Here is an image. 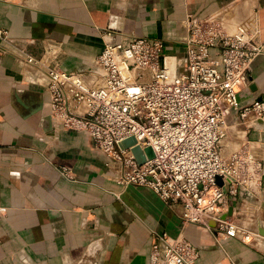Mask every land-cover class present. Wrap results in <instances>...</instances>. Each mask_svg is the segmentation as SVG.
<instances>
[{
	"label": "crops",
	"instance_id": "obj_1",
	"mask_svg": "<svg viewBox=\"0 0 264 264\" xmlns=\"http://www.w3.org/2000/svg\"><path fill=\"white\" fill-rule=\"evenodd\" d=\"M230 6L239 18L253 17L264 42V0H0L7 36L0 40V264H137L142 256L147 264L155 233L186 238L198 249L197 264H264L257 229L243 242L182 223L179 208H168L150 189L120 184L86 134L48 125L40 73L14 56L23 50L38 58L53 42L62 68L82 72L108 37H149L163 41L165 60L177 68L187 16ZM238 98L264 100V54L252 61ZM248 137L264 165V122ZM258 200L263 218L258 212L256 225L264 224V173ZM230 204L237 208L239 200Z\"/></svg>",
	"mask_w": 264,
	"mask_h": 264
},
{
	"label": "built area",
	"instance_id": "obj_2",
	"mask_svg": "<svg viewBox=\"0 0 264 264\" xmlns=\"http://www.w3.org/2000/svg\"><path fill=\"white\" fill-rule=\"evenodd\" d=\"M238 13L230 6L187 16L177 68L165 60L163 41L149 37H108L82 72L62 68L53 42L38 58L23 50L14 56L40 73L51 119L90 137L120 184L150 189L168 208H179L182 223L247 242L264 173L248 133L264 122V100L241 104L238 94L252 61L264 54V42L253 17ZM6 38L0 29V40ZM130 136L141 148L151 146L154 157L138 164L131 147L120 149L117 144ZM234 198L238 207L222 218ZM198 256L183 236L155 233L147 264H197Z\"/></svg>",
	"mask_w": 264,
	"mask_h": 264
},
{
	"label": "water",
	"instance_id": "obj_3",
	"mask_svg": "<svg viewBox=\"0 0 264 264\" xmlns=\"http://www.w3.org/2000/svg\"><path fill=\"white\" fill-rule=\"evenodd\" d=\"M44 120L48 123V125H50V126L52 125V127H55V126L58 127L59 126V124L57 122H54L51 119V116L49 115V113L45 117ZM259 122H261V121H259ZM117 145L120 149H127V148L131 147L130 151L133 154V156H134V158L138 164H142L146 160H150L154 157V152H153L151 146H146L144 148H141V146L137 144V142L133 136L127 137L126 139L120 141ZM217 183L220 184L219 179H217ZM232 210H233V208L230 207L228 209V212L225 215H222V218H224L225 216H230L232 214ZM211 222L213 223V226H214V222L210 221L209 223H211ZM260 224L261 223L259 222V225ZM257 231L260 235H264L263 227H258ZM134 261L137 264H145V257L144 256L136 257Z\"/></svg>",
	"mask_w": 264,
	"mask_h": 264
},
{
	"label": "rangeland",
	"instance_id": "obj_4",
	"mask_svg": "<svg viewBox=\"0 0 264 264\" xmlns=\"http://www.w3.org/2000/svg\"><path fill=\"white\" fill-rule=\"evenodd\" d=\"M55 127H56V126H55ZM56 128L59 129V128H61V127L58 126V127H56ZM261 209H262V208L260 207V209L258 210V212H260V213H258V217H259L260 220L262 221L261 217L263 218V216H261V213H262ZM260 220H259V221H260ZM255 225H256V224H255ZM258 227H263V229H264V224H260V225H259L258 222H257V225L254 226V228H255V229H258ZM263 236H264V235H263Z\"/></svg>",
	"mask_w": 264,
	"mask_h": 264
},
{
	"label": "bare ground",
	"instance_id": "obj_5",
	"mask_svg": "<svg viewBox=\"0 0 264 264\" xmlns=\"http://www.w3.org/2000/svg\"><path fill=\"white\" fill-rule=\"evenodd\" d=\"M170 66H173V63L172 62H168Z\"/></svg>",
	"mask_w": 264,
	"mask_h": 264
}]
</instances>
